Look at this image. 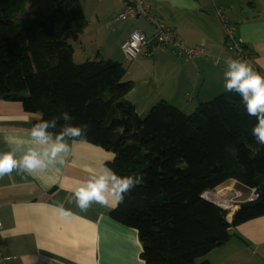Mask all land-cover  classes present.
Here are the masks:
<instances>
[{
  "label": "trees",
  "instance_id": "trees-1",
  "mask_svg": "<svg viewBox=\"0 0 264 264\" xmlns=\"http://www.w3.org/2000/svg\"><path fill=\"white\" fill-rule=\"evenodd\" d=\"M87 24L80 0H0V98L41 119L69 112L71 124L87 128L75 140L114 152L117 174L142 177L111 216L138 232L145 264H213L197 258L225 244L230 228L264 215L256 118L228 92L191 114L162 101L141 117L127 98L134 82L123 63L76 62L72 42ZM231 182L259 197L239 203L229 220L203 194Z\"/></svg>",
  "mask_w": 264,
  "mask_h": 264
},
{
  "label": "crops",
  "instance_id": "crops-1",
  "mask_svg": "<svg viewBox=\"0 0 264 264\" xmlns=\"http://www.w3.org/2000/svg\"><path fill=\"white\" fill-rule=\"evenodd\" d=\"M81 1L88 24L76 40L81 50L72 43L75 60L79 51L84 53L81 60L98 56L123 63L125 79L134 82L127 98L141 117L162 101L194 112L200 103L226 92L225 61L237 56L226 46L224 22L234 26L249 57L244 61L264 75V0H147L152 14L165 21L188 47L202 46L208 54L193 59L160 47L149 55L130 58L121 49L122 42L135 29L153 36L151 21L118 18L125 0ZM40 119V113L26 112L21 102L0 98V152L9 150L5 136H26ZM68 142L71 153L64 165L35 175L13 171L0 177V250L7 258L0 264H145L140 258L138 232L111 216L117 205L94 203L81 211L68 199L71 193L67 189L75 187L77 180L87 179L92 171L110 168L115 153L87 141ZM231 184L242 191L238 203L247 201L250 190L240 183ZM59 205L71 215H61ZM236 229L206 259L213 264H264V215Z\"/></svg>",
  "mask_w": 264,
  "mask_h": 264
},
{
  "label": "clouds",
  "instance_id": "clouds-1",
  "mask_svg": "<svg viewBox=\"0 0 264 264\" xmlns=\"http://www.w3.org/2000/svg\"><path fill=\"white\" fill-rule=\"evenodd\" d=\"M224 88L228 93L241 97L247 115L256 118L251 129L258 144L264 145V75L242 59L229 58L225 61ZM73 117L63 112L49 119H41L33 124L26 136H5L9 150L0 152V177L11 175L13 171L35 175L50 167L64 165L71 153L69 140L86 135V126L70 123ZM60 121L65 123L60 124ZM59 129L50 131V129ZM140 175H119L111 168L92 171L85 180H77L76 186L67 189L71 193L69 202L74 200L81 211H87L92 204L115 207L122 203L132 190L140 185ZM61 215L71 212L59 205Z\"/></svg>",
  "mask_w": 264,
  "mask_h": 264
},
{
  "label": "built area",
  "instance_id": "built-area-1",
  "mask_svg": "<svg viewBox=\"0 0 264 264\" xmlns=\"http://www.w3.org/2000/svg\"><path fill=\"white\" fill-rule=\"evenodd\" d=\"M219 15L222 16L221 12H219ZM130 17H144L149 19L155 30L151 37H148L146 33L141 30H134L129 37L122 42V49L130 58L135 59L140 55H149L152 53L154 47L172 50L174 54L186 59H193L199 56L208 57V54L205 53L202 46L188 47L185 40L177 36L174 30L165 21L152 14V5L147 0H128L125 10L119 18L128 19ZM224 27L227 48L236 53L237 57L235 59L247 60L248 56L244 52V47L235 36L234 26L224 22ZM211 57L215 62L219 61L218 57ZM225 193H232L235 197L228 198ZM239 194H242V192L232 184H225L223 187L206 191L203 194V198L226 210L228 218L231 213H234V211L238 209L237 204L239 203L235 198L239 197ZM258 197L259 194L257 193V189H253L250 191L247 201L252 202ZM1 227L2 221L0 219V228ZM6 259L7 258L0 250V261H5Z\"/></svg>",
  "mask_w": 264,
  "mask_h": 264
},
{
  "label": "rangeland",
  "instance_id": "rangeland-1",
  "mask_svg": "<svg viewBox=\"0 0 264 264\" xmlns=\"http://www.w3.org/2000/svg\"><path fill=\"white\" fill-rule=\"evenodd\" d=\"M127 1L128 0H125V6H124V9L119 13V15H121L122 14V12L125 10V7H126V5H127ZM80 2H81V4H82V1L80 0ZM82 7H83V4H82ZM83 10H84V7H83ZM84 12H85V10H84ZM86 14V13H85ZM119 18V17H118ZM122 19V18H121ZM129 19H136V18H128V19H125V20H129ZM136 30V29H135ZM73 44H76V48L78 49V50H81V47H80V45H79V43H76V41H73L72 42ZM122 45V44H121ZM121 49H122V46H121ZM123 50V49H122ZM124 51V50H123ZM124 53H125V51H124ZM126 54V53H125ZM127 55V54H126ZM176 55V54H175ZM77 57V61L76 62H78V61H81V62H84V61H86L88 58H85L84 60H81L82 59V57L84 56V53H81V52H77V55H76ZM128 56V55H127ZM93 57H95V56H93ZM100 58V57H99ZM212 58V57H211ZM104 59H106V58H104ZM107 59H109V58H107ZM116 61V60H115ZM78 63H80V62H78ZM224 93V92H223ZM222 93H220V94H218V95H221ZM218 95H216V96H218ZM215 96V97H216ZM213 99V98H212ZM182 110V109H181ZM183 111V110H182ZM184 113H186V114H191L192 113V110H188V109H186V112L185 111H183ZM234 187H236V186H234ZM237 188V187H236ZM238 190H239V188H238ZM242 192V191H241ZM240 196L242 195V194H239ZM248 195V192H245V196H247ZM228 198H232L233 196H227ZM235 197V196H234ZM236 200L238 199V197L237 198H235ZM241 199V197H239V200ZM238 202V201H237ZM229 218V217H228ZM204 259H206V255H204V256H201V257H199V258H197V262H200V261H202V260H204Z\"/></svg>",
  "mask_w": 264,
  "mask_h": 264
},
{
  "label": "water",
  "instance_id": "water-1",
  "mask_svg": "<svg viewBox=\"0 0 264 264\" xmlns=\"http://www.w3.org/2000/svg\"><path fill=\"white\" fill-rule=\"evenodd\" d=\"M236 230H237L236 228H230L228 231L229 235L230 236L234 235L236 233Z\"/></svg>",
  "mask_w": 264,
  "mask_h": 264
}]
</instances>
